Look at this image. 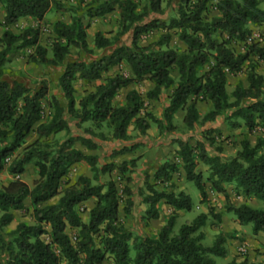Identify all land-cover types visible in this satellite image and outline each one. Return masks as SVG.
<instances>
[{
    "label": "clouds",
    "instance_id": "9594fccd",
    "mask_svg": "<svg viewBox=\"0 0 264 264\" xmlns=\"http://www.w3.org/2000/svg\"><path fill=\"white\" fill-rule=\"evenodd\" d=\"M0 264H264V0H0Z\"/></svg>",
    "mask_w": 264,
    "mask_h": 264
}]
</instances>
